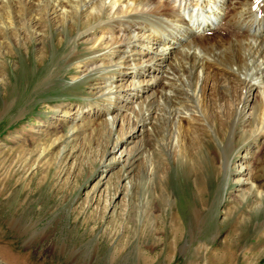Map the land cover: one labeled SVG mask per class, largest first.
I'll return each instance as SVG.
<instances>
[{"label": "rangeland", "instance_id": "obj_1", "mask_svg": "<svg viewBox=\"0 0 264 264\" xmlns=\"http://www.w3.org/2000/svg\"><path fill=\"white\" fill-rule=\"evenodd\" d=\"M254 1L236 0L235 9L226 3L217 29L205 32L216 35L213 43L230 42L218 63L236 56V35L247 38L233 24ZM2 9L0 17L15 21L28 15ZM1 22L0 264H264V200L246 180L264 187V134L232 130L236 96L210 88L216 119L192 103L195 119H183L181 145L167 140L175 127L169 111L184 115L188 107L154 103L164 119L115 149L117 136L137 131L134 117L123 115L113 133L100 123L105 105L120 99L100 93L98 72L78 68L90 54L84 38H75L80 30L43 24L35 38L25 26ZM230 23L241 33H226ZM232 88L236 108L251 103ZM226 151L231 168L243 165L249 175L222 173Z\"/></svg>", "mask_w": 264, "mask_h": 264}, {"label": "bare ground", "instance_id": "obj_2", "mask_svg": "<svg viewBox=\"0 0 264 264\" xmlns=\"http://www.w3.org/2000/svg\"><path fill=\"white\" fill-rule=\"evenodd\" d=\"M237 2L236 0H0V9H6L8 14H11L10 7H14L18 13H28L23 15V22L15 21L12 14L8 17L9 19L0 17V20L8 28L13 27L12 25L25 26L26 31L32 36L41 31L43 24L56 23L59 25V31L66 34L76 28L80 30L75 38H84L90 47V54L84 60L76 61L78 68L81 67L83 71L98 72L99 79L103 82L100 93L106 98L117 96L120 99L117 104L109 102L105 105L107 109L102 111L105 119H102L100 123H105L113 133L117 122L123 119V115L134 117L133 122L137 131H125L123 136H117L115 149L136 137H142L150 127H155V121L163 120L164 115L161 110L153 108L152 105L154 103L160 105L161 101H163L162 105L167 104L169 100H171L170 103L177 101V105L188 107V112L181 110L184 115L178 114V111L177 114L172 113V110L169 111L168 108L171 114L168 116L172 118L175 127L171 129L172 131L169 130L167 136L170 137L166 139L181 145L183 119L189 121L195 119L193 113L196 109L192 111L189 108L192 103L201 105L203 111L212 115L213 119L217 118L213 112L209 113L211 110L209 102L215 103L209 98L211 89L224 90L226 93L224 96L227 94L236 96L233 109L229 111L233 119V122L229 124L235 134L243 128L245 131L249 126L251 134L255 131L264 134V0L254 1L257 5L255 7L253 4L255 9L249 3L251 8L244 7L245 10L239 15V23L236 20L233 24L240 29L239 31H243L247 38H244L243 33V36L239 38L236 35L235 42H238L236 45L238 50L236 56L232 51L234 55L230 54L226 59L227 64L217 62L220 58L218 51L226 52L224 43L230 42L224 39V43H213L211 41L217 39L214 37L215 34L205 35L208 29L216 28L214 19L221 17V11L226 10L225 4L228 3L233 6L232 9H235L238 7ZM238 12L235 13L238 15ZM5 14L0 13V15ZM228 25L229 27L227 24V28L224 27L226 33L228 28L231 29L232 24ZM232 27L235 29L234 26ZM236 30L231 31V35L232 32L236 33ZM220 31H216L217 34ZM239 31L237 30L238 34L241 33ZM222 46L225 48H220ZM209 60L215 63V68L213 65L211 67ZM243 69H246L248 74H242ZM241 74L245 77L243 78ZM117 77H120V82H116ZM234 84L242 93L251 97V103L247 100L243 109L239 105V108H236L235 101L238 100L239 95L237 96V89L232 88ZM245 86L248 87L247 90ZM174 93L176 95H173ZM129 97L131 98L128 99ZM159 112L163 115L162 118L158 116L161 115ZM227 112L225 115L228 114ZM225 115L223 117H226ZM254 115L255 125L252 126V123L246 125ZM226 120L224 119L223 127L227 125ZM257 135H255L256 138ZM227 146L229 152L234 151L236 147L235 144ZM130 153L127 155L130 156ZM225 156L227 163L225 167L223 166L222 173L239 174L240 179L244 175H249L247 169L241 170L243 165L240 171L233 170L230 158H227V151ZM246 180L247 189L254 192L257 195L256 199L262 202L264 187L255 184L251 175Z\"/></svg>", "mask_w": 264, "mask_h": 264}]
</instances>
